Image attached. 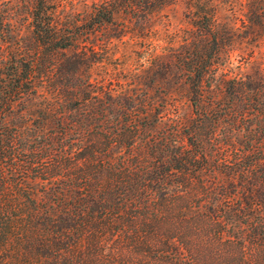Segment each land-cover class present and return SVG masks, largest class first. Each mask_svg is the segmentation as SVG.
Listing matches in <instances>:
<instances>
[{"label": "trees", "instance_id": "16d2710c", "mask_svg": "<svg viewBox=\"0 0 264 264\" xmlns=\"http://www.w3.org/2000/svg\"><path fill=\"white\" fill-rule=\"evenodd\" d=\"M122 1L136 15L173 0ZM119 10L96 0L64 24L34 0L33 47L0 72V264H264V78L217 94L206 16L213 49L181 67L190 115L113 93L76 67ZM248 13L264 18V0Z\"/></svg>", "mask_w": 264, "mask_h": 264}, {"label": "rangeland", "instance_id": "374dc122", "mask_svg": "<svg viewBox=\"0 0 264 264\" xmlns=\"http://www.w3.org/2000/svg\"><path fill=\"white\" fill-rule=\"evenodd\" d=\"M95 1L49 0L64 24L86 16ZM252 1L173 0L153 12L135 15L125 12L124 1L116 0L120 10L114 23L82 40L78 51L86 49L87 55L82 54L86 60H81V55L76 68L85 70V78L113 93L128 94L134 89L148 103L166 104L172 114L186 117L192 108L181 67L187 65L183 59L189 62L194 50L206 55L209 47L213 49L207 44L210 35L202 24L206 16L215 18L220 45L224 46L216 69L217 94H223L225 79L264 78V18L259 15L249 19ZM33 6L34 0H0V72L13 53L33 47ZM51 70L71 69L65 60Z\"/></svg>", "mask_w": 264, "mask_h": 264}]
</instances>
